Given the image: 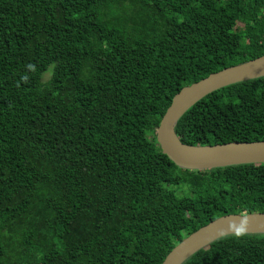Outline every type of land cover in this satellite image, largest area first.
<instances>
[{
    "label": "trees",
    "instance_id": "16d2710c",
    "mask_svg": "<svg viewBox=\"0 0 264 264\" xmlns=\"http://www.w3.org/2000/svg\"><path fill=\"white\" fill-rule=\"evenodd\" d=\"M261 55L264 0H0V264H160L209 221L264 213V165L179 169L154 137L182 87ZM174 133L264 141V76ZM183 264H264V234Z\"/></svg>",
    "mask_w": 264,
    "mask_h": 264
},
{
    "label": "water",
    "instance_id": "95a60500",
    "mask_svg": "<svg viewBox=\"0 0 264 264\" xmlns=\"http://www.w3.org/2000/svg\"><path fill=\"white\" fill-rule=\"evenodd\" d=\"M264 76V55L221 69L182 87L175 93L154 131L155 142L162 155L183 170H211L239 165H264V141L229 142L209 146L180 143L174 133L178 119L204 96L228 85ZM241 214H227L209 221L179 241L160 264H183L197 251L224 236L230 220L239 221ZM247 234H264V213H249Z\"/></svg>",
    "mask_w": 264,
    "mask_h": 264
},
{
    "label": "clouds",
    "instance_id": "9594fccd",
    "mask_svg": "<svg viewBox=\"0 0 264 264\" xmlns=\"http://www.w3.org/2000/svg\"><path fill=\"white\" fill-rule=\"evenodd\" d=\"M31 70H35L34 65H28L27 66ZM28 76L25 74L22 77V80L27 81ZM249 227V217L247 216L246 213H241L239 221L236 220H230L227 222V228L222 229L220 231L221 236H232L236 239H241L243 238L248 231Z\"/></svg>",
    "mask_w": 264,
    "mask_h": 264
},
{
    "label": "rangeland",
    "instance_id": "374dc122",
    "mask_svg": "<svg viewBox=\"0 0 264 264\" xmlns=\"http://www.w3.org/2000/svg\"><path fill=\"white\" fill-rule=\"evenodd\" d=\"M48 78V74H45L44 76H43V80H45V79H47Z\"/></svg>",
    "mask_w": 264,
    "mask_h": 264
}]
</instances>
